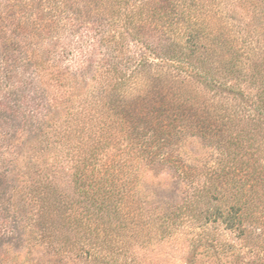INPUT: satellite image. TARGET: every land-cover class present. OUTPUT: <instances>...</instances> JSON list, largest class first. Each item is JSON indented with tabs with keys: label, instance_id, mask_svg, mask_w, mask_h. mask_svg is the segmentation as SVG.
<instances>
[{
	"label": "trees",
	"instance_id": "trees-1",
	"mask_svg": "<svg viewBox=\"0 0 264 264\" xmlns=\"http://www.w3.org/2000/svg\"><path fill=\"white\" fill-rule=\"evenodd\" d=\"M7 116L0 264H264V0H0Z\"/></svg>",
	"mask_w": 264,
	"mask_h": 264
},
{
	"label": "rangeland",
	"instance_id": "rangeland-1",
	"mask_svg": "<svg viewBox=\"0 0 264 264\" xmlns=\"http://www.w3.org/2000/svg\"><path fill=\"white\" fill-rule=\"evenodd\" d=\"M204 95H205L206 98L209 96L207 94H203V96ZM26 96L28 97L27 98V101H28L27 102V105L33 106L32 104H33V101L35 100V95L32 94V93H29V94H26ZM8 117L9 116H7V117H1L0 128L3 129V130H5V131H9V132L12 131L13 132L17 128H19V126H21V122H20L19 119L18 120H16V119L13 120L12 118L7 119ZM33 146H34L33 147L34 148V152H30L27 155V156H29V159H30V164H29L30 167L33 165V163H36L35 162L36 161V157L38 158V157L41 156V158L38 161H40V162H43L44 161L43 163H45L46 162V159L48 158V155L49 154L50 155L51 154L52 155L54 154V143L52 142L51 139L48 140V141H45V142H40V143H38V141L37 142H34L33 143ZM31 161H32V163H31ZM24 163H26V162H24ZM1 165H3V164H0V167H1ZM21 204L22 203H20V205ZM27 212H29V210L27 211V208H25V209L22 208L20 216L22 215L23 218H24ZM1 227L2 226L0 224V250H2L3 246H5L8 242L10 243L12 240L15 241V239H16V243H18V244H24V246L28 243L26 241V239L28 238L27 236L29 234L28 230H27V233L25 231V234L22 236V240H20V239H18L17 237L14 236L15 234L12 235L8 230H6L8 232L5 231V233L3 234V227L2 228ZM184 237H186V238H184ZM187 237H189V236H185L184 235L183 236V239H181L180 241H177L179 243V245L182 242L184 243V241L188 240ZM232 238H233V236H232ZM232 238H230V239L234 243V245H236L237 247H239L238 245H239L240 241L239 240L232 239ZM179 245H176V247L179 248L180 247ZM29 247H30V245H29ZM163 247L166 248L167 246H163ZM238 251L239 250H237L236 252L238 253ZM40 255L41 254H39V252L35 248H33V247L27 248L26 247V248H24V251H23L21 257H24V260H25L23 262L24 264H36L37 261H38V259H40L42 257ZM240 256H243V258H244L243 264L248 262V260H249V257L248 256L239 255L238 257H240ZM261 260H263V259H261ZM240 264H242V263H240Z\"/></svg>",
	"mask_w": 264,
	"mask_h": 264
}]
</instances>
